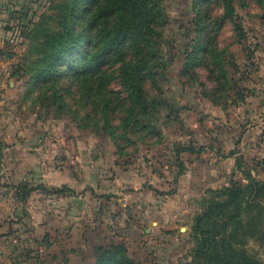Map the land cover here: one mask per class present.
<instances>
[{
    "label": "rangeland",
    "instance_id": "1",
    "mask_svg": "<svg viewBox=\"0 0 264 264\" xmlns=\"http://www.w3.org/2000/svg\"><path fill=\"white\" fill-rule=\"evenodd\" d=\"M55 3L0 0V68L9 72L0 82L12 84L0 93L7 97L0 103V264H83L114 243H125L140 264H192L203 198L245 184L249 170L264 179V0H235L245 36L238 40L230 20L220 32L229 76L222 84L210 58L186 65L197 36L194 0H165L170 62L158 71L160 90L146 84L158 101L141 117L149 127L122 134L127 92L118 71L107 69L114 137L84 85L63 78L58 108L31 84L30 30ZM211 6L223 15L221 4ZM180 145L200 151L178 159ZM29 187L38 188L24 200ZM247 248L264 264L263 239Z\"/></svg>",
    "mask_w": 264,
    "mask_h": 264
},
{
    "label": "trees",
    "instance_id": "2",
    "mask_svg": "<svg viewBox=\"0 0 264 264\" xmlns=\"http://www.w3.org/2000/svg\"><path fill=\"white\" fill-rule=\"evenodd\" d=\"M215 1L223 6V15H213L212 0H194L197 36L186 56V65L193 67L210 58L215 77L222 84V79L227 81L229 76L226 50L218 46L220 32L227 20L233 23L238 40L244 38L245 29L235 0ZM164 2L56 0L54 11L43 14L33 24L29 55L24 56L31 84L40 89L39 98L61 108L65 100L59 94V83L65 77L76 80L89 89L93 110L101 113L103 130L114 137L117 127L110 115L112 100L105 90L107 69L115 68L128 100L121 120L122 134L129 129L149 127L141 117L150 116L158 101L148 97L146 84L150 82L160 90L158 71L170 62L164 43V31L169 23ZM206 2L207 10L202 6ZM23 66L24 63L20 68ZM15 72L20 73L17 69L14 75ZM185 151L200 150L192 145H180L178 159ZM245 179V184L235 181L230 186L211 190L201 201V211L192 226V264H263L250 252L247 243L251 239L264 240V179L255 177L250 170ZM37 188H26L22 199ZM67 189L65 186L56 191ZM83 264L140 262L125 243H114L103 247L93 262Z\"/></svg>",
    "mask_w": 264,
    "mask_h": 264
},
{
    "label": "crops",
    "instance_id": "3",
    "mask_svg": "<svg viewBox=\"0 0 264 264\" xmlns=\"http://www.w3.org/2000/svg\"><path fill=\"white\" fill-rule=\"evenodd\" d=\"M1 43H2V41H1V35H0V44ZM6 72H8V69L7 68H0V74H4ZM11 86H12V84H9V85L6 86L4 83H1L0 82V93L1 92L4 93V90L6 88L9 90L11 88ZM5 98H7L5 94H0V103L3 102L5 100ZM8 122H11V121H8Z\"/></svg>",
    "mask_w": 264,
    "mask_h": 264
}]
</instances>
